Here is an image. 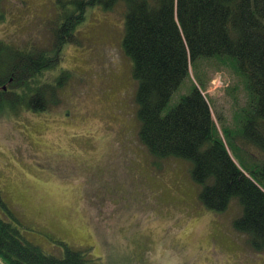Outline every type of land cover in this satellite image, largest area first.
Returning a JSON list of instances; mask_svg holds the SVG:
<instances>
[{
	"label": "rangeland",
	"instance_id": "374dc122",
	"mask_svg": "<svg viewBox=\"0 0 264 264\" xmlns=\"http://www.w3.org/2000/svg\"><path fill=\"white\" fill-rule=\"evenodd\" d=\"M71 1L0 0V42L52 50ZM125 11L87 13L41 77L57 87L49 108L0 109V217L58 258L70 248L96 264H264V251L234 228L238 202L207 208L192 162L156 158L140 140ZM200 73L217 124L220 113L234 127L242 85L210 61Z\"/></svg>",
	"mask_w": 264,
	"mask_h": 264
},
{
	"label": "trees",
	"instance_id": "16d2710c",
	"mask_svg": "<svg viewBox=\"0 0 264 264\" xmlns=\"http://www.w3.org/2000/svg\"><path fill=\"white\" fill-rule=\"evenodd\" d=\"M121 3L123 47L138 83L140 140L156 158L192 162L207 208L225 211L237 201L241 214L234 228L254 250L264 251V0H72L62 9L52 50L0 42V109L49 108L57 87L41 77L56 66L90 10L111 12ZM203 61L227 69L238 80L236 88L245 90L234 127L220 113L221 127L213 117ZM87 253L69 248L64 258L47 254L0 217L1 264H96Z\"/></svg>",
	"mask_w": 264,
	"mask_h": 264
},
{
	"label": "water",
	"instance_id": "95a60500",
	"mask_svg": "<svg viewBox=\"0 0 264 264\" xmlns=\"http://www.w3.org/2000/svg\"><path fill=\"white\" fill-rule=\"evenodd\" d=\"M3 90H7V86H4V87H3ZM235 162H236V161H235ZM236 163H237V162H236ZM0 264H1V263H0Z\"/></svg>",
	"mask_w": 264,
	"mask_h": 264
},
{
	"label": "clouds",
	"instance_id": "9594fccd",
	"mask_svg": "<svg viewBox=\"0 0 264 264\" xmlns=\"http://www.w3.org/2000/svg\"><path fill=\"white\" fill-rule=\"evenodd\" d=\"M156 258H158V256Z\"/></svg>",
	"mask_w": 264,
	"mask_h": 264
}]
</instances>
